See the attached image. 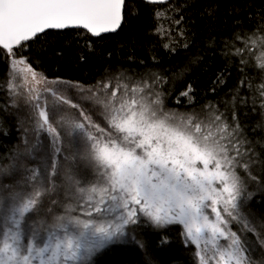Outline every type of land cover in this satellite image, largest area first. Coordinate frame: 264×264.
Segmentation results:
<instances>
[{
  "label": "snow or ice",
  "instance_id": "obj_1",
  "mask_svg": "<svg viewBox=\"0 0 264 264\" xmlns=\"http://www.w3.org/2000/svg\"><path fill=\"white\" fill-rule=\"evenodd\" d=\"M125 9L126 0H0V49L11 58V106L21 95L18 87L43 83L42 90L27 88L25 103L35 112L37 137L46 133L52 147L51 162L45 156L39 167L26 166L27 149L0 156V264H93L99 253L129 239L142 248L128 231L142 224L182 226L198 264H264V252L255 259L256 244L242 235L251 232L264 249V234L242 211L253 195L249 182L261 181L251 171L258 154L235 110L229 120L211 104L204 106L211 109L204 115L168 109L164 95L146 91L147 84L113 87L109 81L85 87L48 80L35 70L43 49L24 54L47 30L84 29L94 37L116 32ZM251 49L259 51L255 67L264 72V21L245 37L244 47L235 48L241 65L248 64L242 54ZM17 78L23 84L18 86ZM240 85L253 92L252 110L258 106L264 114V80ZM192 93L188 84L176 104L181 97L192 104ZM83 100L91 109L82 106ZM66 147L72 150L65 153ZM80 160L90 176L81 174ZM61 189L75 201L62 214L52 223L28 219L45 195ZM78 209L80 215H74ZM233 222L241 228L233 230Z\"/></svg>",
  "mask_w": 264,
  "mask_h": 264
},
{
  "label": "trees",
  "instance_id": "obj_2",
  "mask_svg": "<svg viewBox=\"0 0 264 264\" xmlns=\"http://www.w3.org/2000/svg\"><path fill=\"white\" fill-rule=\"evenodd\" d=\"M158 12L159 16L156 15ZM262 21L264 0H175L165 4L126 0L125 21L116 34L94 39L80 30L48 32L31 43L24 54L35 55L43 49L35 70L48 80L78 81L85 87L109 81L113 87L118 82L129 88L147 84L146 91L164 95L168 109L204 115L211 111L204 106L211 104L229 120L235 110L244 134L258 154L251 171L261 181L259 184L249 182L248 192L253 195L247 199L242 211L256 225L257 231L264 234L261 227L264 224V128L257 127L264 123V114L258 106L252 110L253 92L240 85L241 80L259 84L264 80V72L255 67V57L259 55L257 49L242 54L247 65H241V56L234 55L235 48L244 47L245 37L251 35V30ZM237 34L241 39H236ZM10 59L0 49V156L34 146L35 157L27 158L24 163L29 168L39 167L40 160L48 154L37 143L32 111L29 110V114L17 100L16 106H11L7 93ZM188 84L193 87V103L188 104L181 97L180 104H176V97ZM79 102L85 108L92 107L87 100ZM5 104H10L6 110ZM18 115L28 118L27 133L17 129ZM47 157L50 163L51 158ZM79 169L81 174L90 176L89 171ZM23 175L22 172L18 178L23 179ZM55 197L54 193L45 195L39 210L28 219H44L43 212L50 208ZM232 228L239 230L241 227L233 222ZM128 231L135 234L143 244L142 248L129 239L95 256L93 264H198L196 248L190 244L186 246L180 225L157 229L142 224L132 226ZM242 235L256 244L253 255L259 260L264 249L256 243V237L251 232ZM165 239L167 242L162 243Z\"/></svg>",
  "mask_w": 264,
  "mask_h": 264
},
{
  "label": "rangeland",
  "instance_id": "obj_3",
  "mask_svg": "<svg viewBox=\"0 0 264 264\" xmlns=\"http://www.w3.org/2000/svg\"><path fill=\"white\" fill-rule=\"evenodd\" d=\"M7 59L9 60L10 58L7 56ZM16 83H17V85L19 86V85H21V84H23V81L21 80V79H19V78H17V81H16ZM29 86H35V87H37V88H39V89H43L44 87H45V85L43 84V83H40V84H36V85H27V86H25V87H23V88H19L18 87V90H19V92L21 93V95H19V96H17L15 99L17 100V101H19V102H21V104L28 110V113L30 114V112H29V110H31L32 111V113H33V115L34 116H32V118H31V120H32V124L33 123H35V112L31 109V107L27 104V103H25V95H26V93H27V88L29 87ZM7 93H8V90H7ZM20 99V100H19ZM10 100L12 101V97H10ZM91 104V103H90ZM9 107H10V104H9ZM12 109H13V107H12ZM17 111V113L19 114V110H16ZM72 112H75V110H71ZM29 126H30V123H29V121H28V118H26V115H25V117L24 116H21V115H18V118H17V129L18 130H23L25 133H27L28 132V130H27V128H29ZM17 130V131H18ZM36 132V131H35ZM63 134V133H62ZM36 137H37V133H36ZM37 139H39V141H40V145H41V147L43 148V150H44V152H45V154L47 155V156H50V158H51V152H52V147H51V143H50V139H49V137L47 136V134L46 133H40L39 134V137H37ZM64 139H65V144L67 145V143H68V140H69V138L67 137V136H65L64 137ZM22 149V148H21ZM29 150L30 152H31V157H26L25 159H24V161L27 159V158H33V157H35L34 156V154H36V152H35V150H34V147L33 146H25L24 147V149L21 151H19V152H24L25 150ZM72 149H68L67 147L65 148V153H67L68 151H71ZM78 163V166H79V168H83L84 169V171H89L87 168H86V161H83V160H80V161H78L77 162ZM53 194V193H52ZM56 195V197L55 198H53L52 200H51V203H50V208H51V211H49V209L45 212H43V216H42V218H46L47 220H49L50 222L49 223H52L53 221H54V218L57 216V215H60V214H62V212H63V209H64V207L68 204V203H74L75 201H72V200H69L68 198H66L65 197V195H64V191H63V189H61L58 193H54V196ZM53 200H56L57 201V203L56 204H53L52 203V201ZM74 215H80V211H78V212H76V213H74ZM82 218H84V217H82ZM234 224H236L237 226H239V227H241V225H239V224H237V223H235L234 222ZM195 247V246H194ZM105 251V250H104ZM104 251H102L101 253H103ZM101 253H99L97 256H99ZM94 259H96V258H94Z\"/></svg>",
  "mask_w": 264,
  "mask_h": 264
},
{
  "label": "water",
  "instance_id": "obj_4",
  "mask_svg": "<svg viewBox=\"0 0 264 264\" xmlns=\"http://www.w3.org/2000/svg\"><path fill=\"white\" fill-rule=\"evenodd\" d=\"M135 1H137V2H144V3H146V4H165V3L173 2V1H175V0H166L165 3H150L149 0H135ZM122 26H123V24L121 25V28H122ZM121 28H120V29H121ZM120 29H118L116 32L103 33V34H101L99 37H94V36H92L90 33H88V34H89L92 38H94V39H98V38L103 37V36H108V35L116 34L117 32L120 31ZM67 30H80V31H84V32L87 33V31L84 30V29H67ZM67 30H47L46 33H48V32H64V31H67ZM46 33H44V34H46ZM44 34H41V35H44ZM41 35H40V36H41Z\"/></svg>",
  "mask_w": 264,
  "mask_h": 264
}]
</instances>
